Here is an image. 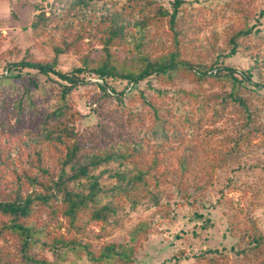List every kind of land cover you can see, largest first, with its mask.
I'll use <instances>...</instances> for the list:
<instances>
[{"label": "rangeland", "instance_id": "374dc122", "mask_svg": "<svg viewBox=\"0 0 264 264\" xmlns=\"http://www.w3.org/2000/svg\"><path fill=\"white\" fill-rule=\"evenodd\" d=\"M152 1L153 5L144 6L134 0H87L82 4L72 0H0V77L21 73L22 78L12 82L38 91L41 99V90H48L47 105L53 101L52 92L60 87L58 78L18 64L55 63L58 71L71 74L84 68V59L89 57L95 66L104 54L100 37L106 26L101 20L122 14L121 24L129 31L113 48L116 65L140 71L146 58L166 56L177 46L181 59L194 72L216 71L218 67L236 69L239 76L247 73L251 80L245 81L246 89L240 95L247 100L252 119L248 121L231 106L221 110V100L232 91L230 85L197 83L182 75L170 80L153 76L130 90L126 81L109 79L112 91L126 92V96L103 102L96 84L104 81L88 70L77 73L74 109L80 117L76 124L61 131L37 130L27 121L16 132L0 129V197L41 192L31 181L45 180L41 167L49 176L70 173V169H62V150L52 139L67 140L74 128L89 150L81 163L111 149L140 152L145 156L143 166L151 163L156 152L162 153L165 161L167 176L160 188H153L156 198L136 210L126 199L118 201L121 211L114 218L115 232L92 241L95 251L109 243L124 242L127 229L147 220L150 231L132 264H264V0H180L173 28L168 19L154 24L149 23V17L159 8L171 13L176 0ZM40 13L56 14L60 19L43 33H36L33 22ZM250 29L251 33H243ZM56 48L66 52L57 55ZM108 85L107 93L113 94ZM188 98L194 111L204 107L203 122L198 123L201 116L195 117L193 138L163 143L153 132L151 106L146 102L179 115V111L191 110L182 102ZM102 118L104 140L96 144V128ZM36 152L42 154L41 164ZM188 158L190 163L184 169ZM111 168L101 178L104 187L115 186L120 177L126 180L132 172L130 166L114 164ZM152 183L155 185L154 180ZM47 214L42 208L35 218L37 224L48 230L50 237L63 234L65 223L51 222ZM39 249L35 251L52 257L47 249Z\"/></svg>", "mask_w": 264, "mask_h": 264}, {"label": "trees", "instance_id": "16d2710c", "mask_svg": "<svg viewBox=\"0 0 264 264\" xmlns=\"http://www.w3.org/2000/svg\"><path fill=\"white\" fill-rule=\"evenodd\" d=\"M64 1V0H60ZM87 0H72L74 4H82ZM132 1V0H130ZM142 2L144 6L153 5L152 0H134ZM181 1L176 0L173 11L170 13L159 8L155 16L149 17V23L158 24L160 20L168 19L171 28L177 24ZM122 14L104 17L100 24L106 26L100 37L103 46V57L91 66L90 58L84 59V68L75 69L73 73H63L56 69L54 64H33L24 62L18 66L37 69L39 74L50 78H58L60 87L54 94L53 101L45 105L48 90H41L44 97L41 99L39 92L32 88L20 87L12 79L22 78V74L6 75L0 77V129L18 131L29 121L34 129H55L61 131L70 124H76L80 113L74 109V98L79 78L75 74L90 71L99 76L104 84H96L100 91L99 99L106 102L109 98L122 99L126 92L114 93L108 85L109 79H120L136 87L141 81L155 77L172 79L176 75L189 77L197 83L209 82L214 85H230L232 91L221 100V110L233 107L248 121L252 119L247 100L241 97L240 92L245 90V81H250L247 73H240L233 68L193 71L181 59L180 51L176 49L166 56H159L152 60L146 58L144 67L135 69L122 68L116 65L113 48L117 47L126 38L128 27L121 24ZM59 15L40 13L33 22V31L43 33L51 24H56ZM246 32V33H245ZM243 32L249 34L252 29ZM68 46L70 44H67ZM142 46V44H141ZM56 54L66 52V49L56 48ZM224 70L225 72H222ZM10 72V70H9ZM210 72V73H209ZM106 85L113 94L107 93ZM146 102V100H145ZM187 103L188 110L179 111V115L170 111H162L151 106L153 117V132L162 139L163 143L183 141L185 137L193 138L195 135L196 116H201L198 123H202L204 107L200 106L194 111L190 99L183 100ZM102 104V102H101ZM99 116L100 111H96ZM206 115V113L204 114ZM217 115V113H213ZM175 119V121H173ZM138 120L143 122V116ZM103 118L96 128L94 142L104 140ZM74 128L70 131L67 140L55 137L52 141L61 148L60 165L62 169H70V173L59 174L57 177L49 176V172L41 167L45 176L44 181L31 178L38 185L41 192L32 191L25 197L21 192L10 198L0 197V264H132L137 249L141 246L143 238L150 231V223L140 221L133 224L125 232L122 243H109L98 251L92 247V241H100L114 234L117 220L121 211L120 200L126 199L133 210L145 201L155 199L153 188H160L161 180L166 178L162 153L156 152L149 165L143 166L145 156L140 152L111 149L98 155L89 163H81L84 155L89 151L78 139L80 135ZM69 141V142H68ZM166 154V151H164ZM38 162L41 164L42 154L36 152ZM183 164L187 168L190 159ZM132 168L130 177L126 180L119 178L113 187L102 185L101 178L105 170L112 169L113 165ZM154 180V184L152 183ZM59 203V205H58ZM48 211L47 218L51 222H64L66 229L63 234L50 237V233L36 222V216ZM36 248L43 251L47 249L52 257L49 258Z\"/></svg>", "mask_w": 264, "mask_h": 264}]
</instances>
